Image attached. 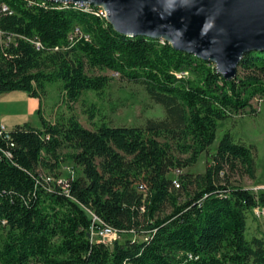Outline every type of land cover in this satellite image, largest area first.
I'll return each mask as SVG.
<instances>
[{"label": "trees", "instance_id": "1", "mask_svg": "<svg viewBox=\"0 0 264 264\" xmlns=\"http://www.w3.org/2000/svg\"><path fill=\"white\" fill-rule=\"evenodd\" d=\"M35 1L0 0V95L42 102L61 84L72 106L108 88V76L91 74L98 69L141 85L166 114L90 130L75 115L49 122L41 108L40 128L1 136L0 264H264V238L247 235L264 191L233 181L257 179V152L226 133L210 154L220 122L264 99V46L227 81L170 43L117 32L101 8ZM88 113L94 124L96 105ZM203 155V174L183 173ZM68 161L79 175L63 178ZM98 192L107 197L96 211ZM104 225L120 238L94 237Z\"/></svg>", "mask_w": 264, "mask_h": 264}, {"label": "water", "instance_id": "2", "mask_svg": "<svg viewBox=\"0 0 264 264\" xmlns=\"http://www.w3.org/2000/svg\"><path fill=\"white\" fill-rule=\"evenodd\" d=\"M101 8L114 29L170 43L237 78L247 53L264 46V0H49Z\"/></svg>", "mask_w": 264, "mask_h": 264}, {"label": "rangeland", "instance_id": "3", "mask_svg": "<svg viewBox=\"0 0 264 264\" xmlns=\"http://www.w3.org/2000/svg\"><path fill=\"white\" fill-rule=\"evenodd\" d=\"M91 74L105 75L110 78L108 88L101 95L87 92L79 102L70 106L64 101L61 84L49 85L43 97L41 109L44 118L49 122H58L75 115L85 128L95 130L103 122L116 126H142L149 119H162L165 117L164 107L154 103L141 85L126 82L119 74L112 71L95 69L91 71ZM8 95H0V120L5 116L24 115L28 112L27 106L30 102L38 103L33 99L27 101L16 99L11 103H5V97H9ZM92 105H96L97 112L94 124L89 121L88 113ZM39 118L37 112L30 120L35 125H40ZM0 124L3 123L0 122ZM6 128L9 130L7 126ZM226 133H230L236 142H241L246 146H254L257 152V179L251 180L247 176H235L233 181L241 186L253 188L257 192L264 191V99L255 98L251 102V108L247 109L245 114L220 122L217 140L214 147L211 148L210 154L216 151L218 143ZM208 160V155H203L197 164L184 169L183 173L203 174ZM61 172L63 178H67L79 175L81 169L68 161L63 164ZM171 177L175 178L176 175L171 174ZM106 197V192L94 193L92 197L94 210H99L100 204ZM90 213L95 220L99 221L95 211ZM247 235L249 238L253 236L264 238V208L259 207L249 215ZM94 237L96 236L94 235Z\"/></svg>", "mask_w": 264, "mask_h": 264}, {"label": "crops", "instance_id": "4", "mask_svg": "<svg viewBox=\"0 0 264 264\" xmlns=\"http://www.w3.org/2000/svg\"><path fill=\"white\" fill-rule=\"evenodd\" d=\"M9 97H5V103H11L13 101L17 100H21V101H27L28 99H33L35 100V102H38L37 104L30 102L29 106H27L28 112L24 115H19V116H5L4 118H2L0 120L1 123L5 124L9 130H12L13 128H15L16 126H21L24 124H31L34 127H41V123L40 125H35V123L30 120V118H32V116H35V113H37L39 111V109L42 108L43 106V101L41 102L39 99L36 98H31L28 94L24 93V92H12V93H8ZM2 117V116H1ZM40 119V118H39ZM40 121V120H39ZM38 121V123H39ZM253 189V188H251Z\"/></svg>", "mask_w": 264, "mask_h": 264}, {"label": "built area", "instance_id": "5", "mask_svg": "<svg viewBox=\"0 0 264 264\" xmlns=\"http://www.w3.org/2000/svg\"><path fill=\"white\" fill-rule=\"evenodd\" d=\"M39 1L43 2V0H39ZM29 3L30 4H36L37 2L35 0H29ZM65 4H67V3H65ZM76 6L77 7H83V6H87V5H81V6L76 5ZM1 11L2 12H9V8L6 5H3L1 8ZM101 13L104 16H106V13L104 10H101ZM9 131L10 130H8L4 124H0V137L3 136L4 134H8ZM92 234H93V236L95 235L97 237V239H100V240L105 241V242H112V241H115V240L120 238L119 232L117 230L107 226V225H104L103 227H100L98 229H93Z\"/></svg>", "mask_w": 264, "mask_h": 264}]
</instances>
